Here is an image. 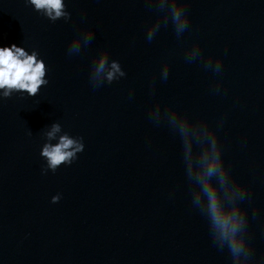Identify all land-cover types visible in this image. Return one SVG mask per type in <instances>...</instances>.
<instances>
[{
    "label": "water",
    "instance_id": "1",
    "mask_svg": "<svg viewBox=\"0 0 264 264\" xmlns=\"http://www.w3.org/2000/svg\"><path fill=\"white\" fill-rule=\"evenodd\" d=\"M66 2L72 18L53 23L0 0V44L39 49L49 78L35 96L0 100V264H264V0ZM173 5H187L186 28L165 26ZM108 49L127 76L94 87ZM180 109L219 126L225 159L251 187V200L222 207L249 209L252 242L237 254L208 222L198 182L212 144ZM64 132L83 136L84 151L42 173L41 145Z\"/></svg>",
    "mask_w": 264,
    "mask_h": 264
},
{
    "label": "clouds",
    "instance_id": "2",
    "mask_svg": "<svg viewBox=\"0 0 264 264\" xmlns=\"http://www.w3.org/2000/svg\"><path fill=\"white\" fill-rule=\"evenodd\" d=\"M25 4L31 6L41 16L46 17L51 22L63 19L65 22L72 18V13L68 10L66 0H24ZM187 5H173L171 14L165 21V26L171 23L179 24L181 28H186L190 15ZM150 21H147L146 27ZM160 25L156 26L158 32ZM94 33L88 37L90 42ZM154 34L149 35L148 41H152ZM68 54L79 51L78 44L68 46ZM96 59L99 63L96 65V75L92 76L90 82L94 87L103 84H111L127 76V72L122 66L120 60L110 59V49L101 51ZM218 61L217 70H219ZM92 63V62H91ZM160 70L164 73L165 80L169 76L170 66L161 62ZM48 67L46 59L37 48H27L22 43L0 44V100L11 97L14 93L28 96H35L42 86L49 84L47 76ZM182 114H186L191 122H198L204 127V139L212 144V151L205 155L203 161L198 163L205 166V172L198 178L199 184L203 188L204 195L208 199L206 217L211 226L218 230L220 239L227 245L231 253L237 254L244 249L245 243H251V235L244 232V226L249 223V209L233 210L231 214L222 213V207L225 204L231 205L233 201L251 200L250 185L235 176L230 162L225 159L224 146L220 136L219 126L211 123L206 117L192 114L186 109H180ZM223 118H221L222 123ZM181 133L183 132V122L179 124ZM61 131L59 122H53L51 130L47 132L49 138H54ZM194 140L197 145L201 143L199 134H194ZM180 148L182 149L184 140L179 138ZM85 149L83 136H73L68 132L59 136L58 142L53 144L45 142L40 147V156L46 161L42 165V173L47 174L50 169L55 172L62 164L71 165L78 159V154ZM212 177H217L220 181L219 188L212 184ZM230 181V185L226 184ZM231 187V192L228 188ZM62 193L57 192L52 195L53 203L59 202ZM257 209L254 208L252 216L257 215ZM240 234L239 236L237 234Z\"/></svg>",
    "mask_w": 264,
    "mask_h": 264
}]
</instances>
